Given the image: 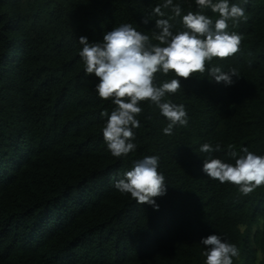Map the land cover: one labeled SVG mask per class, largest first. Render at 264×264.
I'll return each mask as SVG.
<instances>
[{
  "label": "trees",
  "instance_id": "1",
  "mask_svg": "<svg viewBox=\"0 0 264 264\" xmlns=\"http://www.w3.org/2000/svg\"><path fill=\"white\" fill-rule=\"evenodd\" d=\"M174 2L196 11L194 0ZM230 2L246 9L229 22L239 51L211 65L235 69L234 84L178 77L166 99L185 106L188 125L164 135L165 118L141 102L137 148L116 158L102 137L115 106L84 76L77 38L97 42L124 23L151 36L171 11L145 25L162 0H0V264H205L199 241L216 233L239 249L233 264H264V185L243 195L201 171L204 143L228 162L241 147L264 155V0ZM150 155L168 184L156 210L113 186Z\"/></svg>",
  "mask_w": 264,
  "mask_h": 264
},
{
  "label": "clouds",
  "instance_id": "2",
  "mask_svg": "<svg viewBox=\"0 0 264 264\" xmlns=\"http://www.w3.org/2000/svg\"><path fill=\"white\" fill-rule=\"evenodd\" d=\"M194 4L196 11L182 14L180 3L162 0L149 16L143 17L142 23L148 24L151 16L164 17L162 9H169L172 15L156 19L151 36L124 23L105 32L97 42H90L86 36L77 38L84 76L98 78L94 85L96 94L115 106L110 114L102 113L106 117L102 137L113 157H126L136 150L134 130L140 127L141 102L153 105L165 118L164 135L171 136L174 128L188 125L185 106L166 99L181 90L178 77L207 73L211 82L226 87L234 84V77L238 78L235 69L224 71L211 62L239 51L242 37L228 30L229 22L235 25L246 19V9L230 0H194ZM206 10L218 18L213 20L205 14ZM177 17L180 29L172 22ZM170 73L171 78L163 80L156 75L168 77ZM221 150L219 143L200 145L199 152L207 154L202 158L201 171L208 178L236 185L243 195L264 185V155L241 147L239 152L228 151L232 161L228 162L212 155ZM117 177L113 180L114 188L130 195L139 205L147 204L156 210L159 205L154 198L167 194L168 184L159 171L158 155L134 160L131 168ZM199 244L204 246L201 255L205 264H233V258L239 255L237 246L217 233L201 238Z\"/></svg>",
  "mask_w": 264,
  "mask_h": 264
}]
</instances>
